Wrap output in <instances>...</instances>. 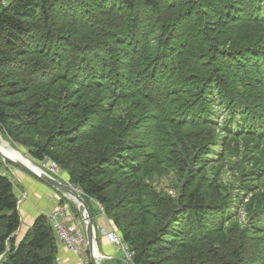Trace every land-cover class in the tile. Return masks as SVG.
I'll use <instances>...</instances> for the list:
<instances>
[{"label": "trees", "instance_id": "1", "mask_svg": "<svg viewBox=\"0 0 264 264\" xmlns=\"http://www.w3.org/2000/svg\"><path fill=\"white\" fill-rule=\"evenodd\" d=\"M0 134L132 264H264V0H0ZM168 174L174 195L149 183ZM19 199L0 172V264H59Z\"/></svg>", "mask_w": 264, "mask_h": 264}, {"label": "crops", "instance_id": "2", "mask_svg": "<svg viewBox=\"0 0 264 264\" xmlns=\"http://www.w3.org/2000/svg\"><path fill=\"white\" fill-rule=\"evenodd\" d=\"M14 173V171L12 170ZM27 173H19L14 174V177L19 182L18 189L25 190L26 197L21 198V202L19 203L18 209L21 213L22 223L17 231V233L24 234L30 225L33 223L34 219L40 214H48L55 210L59 205H67L63 202H59L60 197L56 193L55 195L51 191H55L54 189L48 187L35 177L27 174ZM60 180L64 181L61 176H59ZM27 190V191H26ZM18 193V190L16 191ZM56 192V191H55ZM63 194V193H62ZM64 196L68 197V195L64 194ZM63 203V204H62ZM104 217L105 215L102 214ZM93 225L94 224L93 219ZM99 227H103L108 231L113 230L114 228L110 224L109 220L105 217V221L97 225ZM94 244L96 249V254L99 257V264H103V260L107 258H103L104 256H109L110 264H124L122 259V255L118 253V249L116 245L111 243L105 235H98L95 233ZM57 261L59 264H80L77 257L68 251L62 243H58V252H57ZM90 262V259H89Z\"/></svg>", "mask_w": 264, "mask_h": 264}, {"label": "built area", "instance_id": "3", "mask_svg": "<svg viewBox=\"0 0 264 264\" xmlns=\"http://www.w3.org/2000/svg\"><path fill=\"white\" fill-rule=\"evenodd\" d=\"M48 160V159H47ZM50 161L44 168V171L48 174L60 178L62 170L54 161ZM43 170V169H42ZM75 187V186H74ZM77 188V187H75ZM79 190V188H77ZM26 197V192H23L18 201L21 202V198ZM78 208L80 207L79 204ZM102 212V207H99ZM72 208L69 205H59L55 210L46 215L47 221L52 225L57 240L62 243L63 246L73 253L80 264H91L89 262V253L87 246V238L85 232V219L82 215L81 219H76L73 215ZM104 214V213H103ZM94 226V225H93ZM101 234L105 235L108 240L116 246H120L125 254V262L132 264L133 252L129 249L128 245L123 241L122 237L117 233L115 229L108 231L103 227H99ZM97 232V228L94 227V236ZM103 258H110L108 255ZM124 262V261H123Z\"/></svg>", "mask_w": 264, "mask_h": 264}, {"label": "water", "instance_id": "4", "mask_svg": "<svg viewBox=\"0 0 264 264\" xmlns=\"http://www.w3.org/2000/svg\"><path fill=\"white\" fill-rule=\"evenodd\" d=\"M4 139H2L0 134V157L7 162L8 164L13 165L16 169L23 171L32 177H35L48 187L61 191L63 194L68 195V197H71L77 204H79L82 215L85 219V232H86V238H87V246H88V252H89V259L91 264H99V257L96 254L95 244H94V226H93V217L90 212V208L88 204L86 203L85 199L79 192L77 188H75L69 181H62L58 179L57 177H54L44 170H42L40 167H38L31 159L26 157L28 161L36 166L39 170H35L33 167L25 163L19 158H16L13 154H11L9 151H5L4 145H3ZM17 150V149H16ZM59 243V241H58Z\"/></svg>", "mask_w": 264, "mask_h": 264}, {"label": "rangeland", "instance_id": "5", "mask_svg": "<svg viewBox=\"0 0 264 264\" xmlns=\"http://www.w3.org/2000/svg\"><path fill=\"white\" fill-rule=\"evenodd\" d=\"M121 107V108H120ZM124 107H130V103L129 102H126V103H123L122 105H119L118 108L116 109V111L120 112V110L124 109ZM120 108V110H119ZM6 140V139H4ZM13 148L17 149L18 151H20L24 156L28 157L27 155V151H26V147L24 146H21L19 145L18 143H14L13 141L11 140H6ZM29 158V157H28ZM34 162V161H33ZM50 161H48L47 159H43L42 161H35L34 163L40 167L41 169L44 170L45 166L49 163ZM12 170L14 171V173L12 172ZM0 172L2 173H5L8 175L9 178H11V180L13 181L14 183V187H15V190L17 191L18 190V194L19 196L22 195L23 192H25V190H19L18 189V184L19 182L17 181V179L14 177V174L16 176V174H19V173H25L23 171H20L18 169H16L13 165L11 164H8L7 162H5L1 157H0ZM228 173L229 172H224V174L222 173L223 177L225 179H227L226 176H228ZM26 176H28L27 174H24ZM29 177V176H28ZM172 177H174L172 174H168V175H162L161 177H158L157 176L155 177L154 179V182H151L149 181L150 184L153 185V187L155 189H157L159 191L160 188H164L167 190L168 193H170L171 195H174V189L170 188L169 186H171L172 184ZM61 178H63L65 181H68V178L66 176V174H64V172L62 171V174H61ZM27 191V190H26ZM53 192V194L55 195L57 192L55 191H51ZM58 194V193H57ZM58 196L60 197L61 195L58 194ZM62 196L64 197L62 202L69 205L73 210V215L76 219H81L82 218V210L81 208L79 207L78 208V205L77 203L71 198V197H66L64 196V194H62ZM245 212L243 211V209H241V218L242 220H244L245 218ZM93 219H94V224L97 228V234L100 235L101 232H100V229H99V225L100 223H103V221H105V217L102 215L103 212H101L97 206H93ZM110 222V221H109ZM111 224V223H110ZM114 228V227H113ZM102 235V234H101ZM59 241V240H58ZM60 242V241H59ZM117 249H118V253L122 255V259L124 261V264H127L125 262V254H124V251L121 249L120 246H116ZM58 262V261H57ZM103 264H110V260L109 259H105L103 260L102 262Z\"/></svg>", "mask_w": 264, "mask_h": 264}, {"label": "bare ground", "instance_id": "6", "mask_svg": "<svg viewBox=\"0 0 264 264\" xmlns=\"http://www.w3.org/2000/svg\"><path fill=\"white\" fill-rule=\"evenodd\" d=\"M2 137V136H1ZM2 139H4L2 137ZM3 145L5 148V151H9L11 154H13L16 158L21 159L22 161H24L25 163H27L28 165H30L31 167H33L35 170H39L36 166L32 165L28 159H26V157L18 150H16L15 148H13L6 140L3 141ZM80 192V190H79ZM81 193V192H80Z\"/></svg>", "mask_w": 264, "mask_h": 264}]
</instances>
